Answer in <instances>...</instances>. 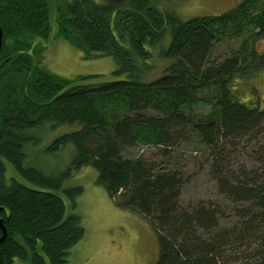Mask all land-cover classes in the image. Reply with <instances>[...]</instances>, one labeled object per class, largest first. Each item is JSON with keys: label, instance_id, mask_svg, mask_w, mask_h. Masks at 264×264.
I'll return each mask as SVG.
<instances>
[{"label": "trees", "instance_id": "obj_1", "mask_svg": "<svg viewBox=\"0 0 264 264\" xmlns=\"http://www.w3.org/2000/svg\"><path fill=\"white\" fill-rule=\"evenodd\" d=\"M0 31V220L6 233L0 264H67L85 231L81 217L67 213L64 200L49 190L64 193L74 209L82 187L62 189L61 180L84 167L96 171V182L116 206L152 226L155 264H233L234 246L252 242L254 223L264 221V180L255 171L239 180L221 166L230 155L226 145L233 149L240 139L264 136V106L240 99L245 81L264 73V45L253 46L264 42V0L185 21L159 12L150 0H0ZM227 31L247 39L231 56L213 60L214 42ZM50 37L89 57H111V74L123 78L67 79L48 71L41 42ZM156 58L166 63L160 75ZM201 103L210 113L192 117L191 108ZM57 128L67 130L46 151L70 144L75 157L60 178H50L27 164L25 148L41 140L43 129ZM189 134L209 150L219 193L248 203L242 210L250 211L248 222L236 234L220 226L218 208L179 205V173L122 155L139 144L167 150ZM255 141L253 154L264 164V140ZM5 163L42 189L7 179ZM213 230L211 238L200 234Z\"/></svg>", "mask_w": 264, "mask_h": 264}, {"label": "rangeland", "instance_id": "obj_2", "mask_svg": "<svg viewBox=\"0 0 264 264\" xmlns=\"http://www.w3.org/2000/svg\"><path fill=\"white\" fill-rule=\"evenodd\" d=\"M53 5H62L69 0H48ZM243 0H150L151 5L161 13L172 14L182 21L216 16L234 9ZM55 31V28H53ZM53 31V32H54ZM246 35L235 36L227 31L221 33L215 40L212 49L213 60L220 61L231 56L238 50L240 44L247 39ZM251 44V41H249ZM263 40L257 39L253 46L261 50ZM45 48L42 65L48 71L75 79L77 76L98 75L96 81L119 80L111 73L115 62L111 57L86 56L85 52L75 48L63 39L50 37L48 42H41ZM156 75L166 65L160 58L155 59ZM154 74V73H153ZM82 83V82H80ZM242 87L241 100L249 105L257 103L264 106V73L245 81ZM195 118L210 113L208 103L195 104L191 108ZM264 126V121H263ZM66 128H57L52 132L43 129L42 138L36 144H29L25 150L28 154V165L34 167L50 178H60L75 157V150L68 144L56 153L47 152L53 139L65 132ZM46 134V135H45ZM40 135V130L37 133ZM175 147L167 150L152 146L137 145L122 149V155L127 159L143 158L148 165L158 170L176 171L183 179L179 205L190 208L199 203L218 208L220 226H226L238 232L242 225L248 222L250 211L248 203L225 199L217 189L216 181L210 171L209 150L200 143L195 135H187ZM239 145L224 147L223 168L234 173V178L244 180L243 175L253 173L264 180V164L253 154L255 140H264V136L252 139L243 138ZM251 140V141H250ZM6 165V177L16 178L25 186L42 189L31 182L21 180L9 163ZM97 173L91 167L72 172L71 176L61 180V188L82 187V194L76 198L75 208L70 207L67 196L61 191L49 190L59 195L67 206V213H75L81 217L84 227V237L69 253L67 264H155L158 258L157 237L149 222L140 214L127 208H120L107 195L104 187L96 182ZM256 211L253 212V215ZM251 215V216H253ZM256 231L252 242L234 246L233 264H264V221H256L253 225ZM216 230L200 232L203 238H211Z\"/></svg>", "mask_w": 264, "mask_h": 264}, {"label": "water", "instance_id": "obj_3", "mask_svg": "<svg viewBox=\"0 0 264 264\" xmlns=\"http://www.w3.org/2000/svg\"><path fill=\"white\" fill-rule=\"evenodd\" d=\"M1 45H2V35H1V31H0V49H1ZM0 229L2 230V237L0 238V242H1V241H3V239L6 236L5 229H4L3 225H2L1 220H0Z\"/></svg>", "mask_w": 264, "mask_h": 264}]
</instances>
